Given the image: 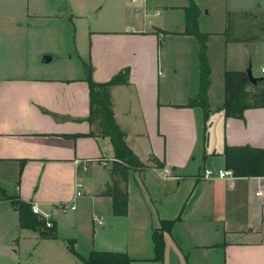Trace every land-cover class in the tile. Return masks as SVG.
<instances>
[{"label":"crops","instance_id":"1","mask_svg":"<svg viewBox=\"0 0 264 264\" xmlns=\"http://www.w3.org/2000/svg\"><path fill=\"white\" fill-rule=\"evenodd\" d=\"M131 3L125 22L91 30L88 49L79 53L85 72L59 73L44 69L40 58L20 57L25 47L11 51L4 39L8 32L50 25L56 11L40 12L36 0H0V195L37 204L56 228L55 212L66 204L63 213L76 212L70 226L75 247L83 243L77 249L84 256L92 250L127 252L132 264H166L154 260L153 234L164 220L182 213L173 231L179 224L189 228L190 245L202 258L196 264H264V175L203 178L205 169L233 171L225 157L228 146L264 150V107L246 109L243 119L227 117L221 109L227 70L246 71L258 62L264 72V23L249 9H227L219 28H203L209 12L200 7V30L210 33L211 108L206 123L203 108L187 105L200 91V45L195 36L181 34L185 16L180 29H168L149 19L151 0ZM170 6L165 7L169 17L176 8ZM89 10L99 13L97 5ZM228 13L256 17L258 35L239 36L247 29L241 19L233 24L237 41H227L223 32ZM86 66L98 84L129 68V82L110 88L112 107L125 141L146 167L129 172V213L124 216L114 214L113 196L106 193L118 159L110 137L89 121ZM162 170L175 174L168 177ZM77 182L83 183L84 196L74 199ZM179 190L181 207L167 218L159 199ZM34 232L43 241L62 238L59 230L55 239ZM175 237L182 241L177 232Z\"/></svg>","mask_w":264,"mask_h":264},{"label":"rangeland","instance_id":"2","mask_svg":"<svg viewBox=\"0 0 264 264\" xmlns=\"http://www.w3.org/2000/svg\"><path fill=\"white\" fill-rule=\"evenodd\" d=\"M151 1L153 3L150 6L149 13L153 15L156 10L161 11L159 16H150L149 19L152 22L164 23V26L168 29L176 30L182 27L185 22L184 8L190 4L189 0ZM195 1H197L199 7L204 9V13L209 12L204 15L203 28H219L220 21L227 9L232 11L243 8L249 9L258 15L260 24L264 23V0ZM260 3L262 6H259ZM132 4L131 0H36L40 12L51 15L52 12L56 11L55 18L50 17L49 23L51 24L32 30L8 32L4 39L11 44V51L25 47V53H20L22 58H25L26 55L29 57L28 60L31 57L43 60L44 55L51 56V62L41 64L44 69L59 73H63L68 69H73L77 73L80 71L85 72L84 61L79 53L84 52L86 48L88 49L91 30L102 29V27L108 28L117 22H125L124 19L128 15L127 7ZM96 5L99 13L97 16H93L91 13H95V11L91 12L89 8ZM165 5L176 7L171 17H169L170 13H168ZM64 9L67 11L66 14L61 13ZM169 10L171 9L169 8ZM229 18L233 23L241 19L246 20L243 22L247 29L238 32L239 36L253 38L258 35L256 28L260 24H256V17H238V15L232 14ZM54 19L55 23L52 22ZM86 60L89 61V59ZM250 65L251 63L248 67ZM248 67H246V71ZM259 67L260 63L256 62L253 68L254 77H264V72L258 69ZM248 87L252 93H256L263 86L262 83L257 85L251 83ZM169 172L175 174L172 171ZM183 187H186V185L183 184ZM181 193V190H179V193L174 196L166 198L162 196L159 199L162 215L167 213L166 217L169 218L173 215V212L175 214L176 209L181 207L178 204V197ZM55 213L58 221L57 228L61 232L62 238L57 241H43L39 233L21 227L19 214L11 203V198L3 194L0 195V264H83L65 249L69 246L70 240L77 238L76 233L72 232L74 227L70 226L76 212L71 210L68 214H65L62 210H57ZM52 222L54 225L53 219ZM178 227L173 231V235L171 233H165L164 235L166 248L163 262H166V264H196L197 261L202 262L199 253L193 250L190 245L189 228L184 224H179ZM176 232L182 238V241L176 240ZM81 246L83 248V243L80 244Z\"/></svg>","mask_w":264,"mask_h":264},{"label":"trees","instance_id":"3","mask_svg":"<svg viewBox=\"0 0 264 264\" xmlns=\"http://www.w3.org/2000/svg\"><path fill=\"white\" fill-rule=\"evenodd\" d=\"M190 4L185 7L186 30L181 33L183 35L195 36L199 42V70L200 83L199 94L191 98L187 104L189 107H201L205 111V122L208 121L209 111L211 105L209 103V86L211 84V70L208 57V41L210 33L202 32L199 27L200 7L195 0H189ZM231 13L227 14L228 24L223 34L227 41H237L234 37L233 22L229 18ZM164 33L170 32L162 30ZM87 68V80L91 90V115L89 121L91 123L97 122L100 127L102 135L109 136L115 148L117 161L114 162L111 173L113 182L108 186L106 193L113 196V211L117 216H124L129 213V194L128 182L129 172L132 169H140L146 167V164L138 159L128 143L125 141V133L116 124L114 111L112 107L111 90L110 88L120 83H128L130 72L129 68L123 69L120 73L114 76L111 80L98 84L93 81L92 68ZM262 88L258 92L252 93L249 90L251 82L247 71H232L225 72V99L221 109L225 110L227 117H234L238 119L244 118L246 109L264 107V79L260 81ZM252 95V96H251ZM207 127L205 126V129ZM225 157H227V165L233 169V173L244 176L247 172H253L257 175H264V150H255L250 146H228L226 148ZM11 203L19 214L20 225L22 228L32 231H40L44 238H58L59 233L54 224L49 228L46 224V219L35 214L32 211V203L17 199V197H10ZM183 210V209H182ZM182 217L179 215L175 220H164L159 230L153 234V243L155 245L156 262H163L165 255V233H172L176 221ZM70 251L84 264H132L131 256L125 252L113 251H98L92 250L87 256H84L75 247V239L70 240Z\"/></svg>","mask_w":264,"mask_h":264},{"label":"built area","instance_id":"4","mask_svg":"<svg viewBox=\"0 0 264 264\" xmlns=\"http://www.w3.org/2000/svg\"><path fill=\"white\" fill-rule=\"evenodd\" d=\"M137 0H133V2H136ZM155 14H160V10H156ZM161 173L165 176L168 177H172L174 175H172L169 171L167 170H162ZM203 178L210 180V178H213L215 176H218L221 179H225L227 177H233V171L231 169H221L219 170L216 174L213 172V170L211 169H205L203 172ZM83 183L82 182H77L75 185V190H74V199L78 198V197H82L84 196V191H83ZM59 207L64 211L67 212L68 211V206L66 204H59ZM70 209H75V206H71ZM32 211L35 214H39L41 216H43L46 219V224L47 227L51 228L53 227V222H52V218L51 215H49L48 213H44L43 211H41V209L39 208V206L37 204H32ZM99 223L102 224V221L99 220Z\"/></svg>","mask_w":264,"mask_h":264},{"label":"water","instance_id":"5","mask_svg":"<svg viewBox=\"0 0 264 264\" xmlns=\"http://www.w3.org/2000/svg\"><path fill=\"white\" fill-rule=\"evenodd\" d=\"M92 15L93 16H96L95 13H93ZM51 60H52V57L51 56H49V55H44L43 56V62L49 63V62H51ZM247 69H248L247 70L248 77H249V80H250V82L252 84L257 85L259 83V81H262L264 79V77H259V78L258 77H254V75H253V69H251V65Z\"/></svg>","mask_w":264,"mask_h":264}]
</instances>
